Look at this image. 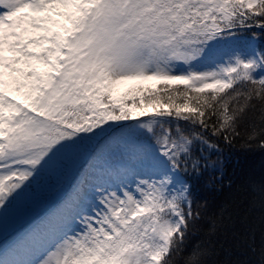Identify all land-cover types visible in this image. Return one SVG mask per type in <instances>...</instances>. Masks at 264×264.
Returning a JSON list of instances; mask_svg holds the SVG:
<instances>
[{
  "label": "snow or ice",
  "instance_id": "1",
  "mask_svg": "<svg viewBox=\"0 0 264 264\" xmlns=\"http://www.w3.org/2000/svg\"><path fill=\"white\" fill-rule=\"evenodd\" d=\"M256 148L264 0H0V264H264Z\"/></svg>",
  "mask_w": 264,
  "mask_h": 264
},
{
  "label": "trees",
  "instance_id": "2",
  "mask_svg": "<svg viewBox=\"0 0 264 264\" xmlns=\"http://www.w3.org/2000/svg\"><path fill=\"white\" fill-rule=\"evenodd\" d=\"M230 152V154H229ZM226 152V179L230 174L240 169L251 167L257 174L264 172V150L259 148L253 149L250 152H242L239 149L229 150Z\"/></svg>",
  "mask_w": 264,
  "mask_h": 264
}]
</instances>
